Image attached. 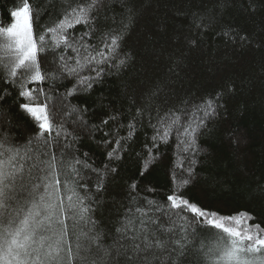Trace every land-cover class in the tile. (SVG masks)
<instances>
[{
	"label": "trees",
	"instance_id": "obj_1",
	"mask_svg": "<svg viewBox=\"0 0 264 264\" xmlns=\"http://www.w3.org/2000/svg\"><path fill=\"white\" fill-rule=\"evenodd\" d=\"M134 5L140 14L123 45V52L131 56L127 68L119 72L109 68L91 89L72 95H65L75 84V79L70 76L59 78L57 74L56 79L28 81L25 90L43 89L33 92L31 101L19 95L18 85L13 87L9 82H0V134L9 136L12 145L22 146L38 133V122L20 107L23 103L47 104L50 119L56 124L64 121V128L71 136L65 139L62 134L60 142L71 145L66 151L91 165V168L82 169L91 183L87 189L78 191H88L99 197V204L93 205L92 218L108 233L105 237L108 244L116 235L115 228L126 220L134 206H140L147 199L165 204L167 196L172 194L173 173L183 172L193 159L195 177L182 190L190 202L217 217L247 213L250 217L247 225L258 223L264 228V47L258 48L253 43L241 48L222 35L224 26L228 25L243 30L242 34H251L253 41L264 39V10L250 16L237 3L225 7L223 15L217 16L218 23L197 30L189 28L191 14L200 15L207 9L218 13L220 9L214 7V0H186L183 4L178 0H134ZM19 6H22L21 0H0V26L7 27L12 22L9 11ZM32 6L33 13H38L33 18L34 35L44 34L47 44L54 46L55 35L46 30L64 18L66 0H32ZM177 7L188 13L187 18L175 15ZM106 14L119 16L118 12L107 11ZM180 22H183L186 35L199 40L198 47L189 50L184 40L176 47L173 27L180 28ZM165 23L169 26L167 32L160 27ZM84 30L83 25L75 26L74 31L69 29L73 34H82ZM100 36L97 32L89 42L102 48ZM5 41L6 37L0 35V61L9 62L12 57L6 56L2 47ZM181 53L183 59L177 66L175 60ZM67 54L76 55L71 49ZM37 60L42 74L55 67L47 50L38 52ZM68 63L75 66L74 59ZM20 71L17 78L10 79L24 81L25 76L19 75ZM145 72L147 78L143 75ZM88 74L87 69L82 73ZM0 75H6L2 64ZM226 81L235 82L237 89L235 94L225 96L222 102L225 107L199 137L197 144L203 151L198 155L183 151L185 145L176 139L175 129L167 143L157 140L153 147L155 131L150 125L157 124V105L163 116L170 107H183L181 101L185 99L192 104L199 103V97L220 91ZM158 83L162 91L154 98L151 111L146 110L137 123L132 119L136 108L144 107L146 103L136 99L141 87L150 89ZM134 99L135 104L132 103ZM73 108L77 111L73 112ZM109 116H118V120H109L104 125L102 121ZM129 123L137 126L131 137L124 139L129 137ZM233 134L246 139L237 144L232 139ZM117 139L120 145L116 144ZM113 148H118L119 160L108 157ZM150 155L156 156V160L145 169L144 160ZM105 165L117 171L106 174L105 190L97 193L96 173L91 169L105 171ZM133 182L137 189L130 192ZM167 203L170 207V202ZM192 215L187 211L178 212L183 218L174 216L173 219L177 226L182 225L197 235L211 228V225L199 222L200 218L189 227L186 221ZM66 223L71 231L72 219L69 217ZM228 224L234 226L231 222ZM212 242L209 237L208 243ZM186 259L189 264H196L193 257Z\"/></svg>",
	"mask_w": 264,
	"mask_h": 264
},
{
	"label": "snow or ice",
	"instance_id": "obj_2",
	"mask_svg": "<svg viewBox=\"0 0 264 264\" xmlns=\"http://www.w3.org/2000/svg\"><path fill=\"white\" fill-rule=\"evenodd\" d=\"M21 2L22 6L9 11L12 22L7 27L0 26V35L6 37L2 46L4 54L12 57L9 62L0 61L6 72V75H0V82H9L13 87L18 85L21 97L31 101L33 92L43 91L32 88L25 90L28 81L56 79L57 74L59 78L70 76L75 79V84L65 95H72L91 89L107 69L115 68L119 72L129 66L131 56L123 52V45L140 14L134 0H66L64 18L55 27L46 30L55 35L54 46L47 44L44 34L34 35L33 18L38 13H33L32 0ZM178 2L183 4L186 0ZM237 3L250 16L264 10V0H214V7L220 11L214 14L207 9L200 15L192 13L189 28H209L212 23L219 22L217 16L223 15L225 7ZM107 11L118 12L119 16L109 17ZM175 15L187 18L188 13L177 7ZM180 23V28L173 27L176 47H179L180 40L186 42L189 50L198 47L199 40L186 35L183 22ZM77 25L84 26L82 34H73ZM160 27L167 32L169 26L165 23ZM242 31L225 25L222 35L241 48L250 47L253 43L258 48L264 47V39L253 41L251 34H242ZM97 32L101 33L102 48L89 42ZM68 49L76 55H68ZM45 50L52 56L55 67L42 74L37 56L38 52ZM73 59L75 66L68 63ZM182 59L183 53L176 57L177 66ZM85 69L88 75H82ZM18 70H21L19 75L25 76L24 81L10 79L18 77ZM143 75L147 78L146 72ZM236 89L235 82L226 81L220 91L199 97V103L192 104L185 99L181 101L183 107H170L163 116H160V106L157 105V124L150 125L155 131L153 147L157 140L167 143L175 129L176 139L185 145L183 151L198 155L203 151L197 144L199 137L225 107V103H222L225 96L235 94ZM161 91L159 83L150 89L141 87L136 99L146 103L144 107L136 108L132 119L139 123L144 112L151 111L154 98ZM136 99L132 101L133 104ZM20 107L38 122V133L22 146L12 145L9 136L0 134V264H189L188 256L193 257L196 264H264V228L260 224L247 225L250 219L247 213L217 217L184 196L182 190L195 177L194 159L186 169L181 165L183 172L173 173L172 194L167 196L165 204L147 199L140 206H134L126 220L115 228L112 243H106L108 233L92 218L93 205L99 204V197H94L88 191H78L87 189L91 183L82 172L91 165L67 152L71 145L61 144L62 134L65 139L71 136L64 128V121L54 123L47 104L33 106L29 102ZM72 111L77 109L73 108ZM109 120L116 121L118 116H109L102 123L107 125ZM136 126L133 123L127 125L129 137L124 139L131 137ZM232 139L241 144L246 138L233 134ZM116 144L120 145L119 139ZM108 157L119 160L118 148H113ZM155 160L156 156L150 155L144 160V168L147 169ZM91 170L96 173L97 193L105 190L106 174L117 171L107 165L105 171ZM136 189L137 184L133 182L130 192ZM131 199L135 200V197ZM167 202H170V207ZM172 210L193 214L186 221L189 227L200 218L199 222L211 225V228L203 230L201 235L189 232L182 225H176L173 217H183ZM69 217L72 219L71 231L66 223ZM228 222L234 226H229ZM209 237L212 243H208Z\"/></svg>",
	"mask_w": 264,
	"mask_h": 264
},
{
	"label": "rangeland",
	"instance_id": "obj_3",
	"mask_svg": "<svg viewBox=\"0 0 264 264\" xmlns=\"http://www.w3.org/2000/svg\"><path fill=\"white\" fill-rule=\"evenodd\" d=\"M29 114V113H28Z\"/></svg>",
	"mask_w": 264,
	"mask_h": 264
}]
</instances>
